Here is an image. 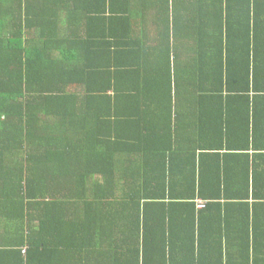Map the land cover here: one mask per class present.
Segmentation results:
<instances>
[{
	"label": "trees",
	"instance_id": "1",
	"mask_svg": "<svg viewBox=\"0 0 264 264\" xmlns=\"http://www.w3.org/2000/svg\"><path fill=\"white\" fill-rule=\"evenodd\" d=\"M0 264H264V0H0Z\"/></svg>",
	"mask_w": 264,
	"mask_h": 264
},
{
	"label": "built area",
	"instance_id": "2",
	"mask_svg": "<svg viewBox=\"0 0 264 264\" xmlns=\"http://www.w3.org/2000/svg\"><path fill=\"white\" fill-rule=\"evenodd\" d=\"M198 207L201 209V208H204L205 207V202L203 203V202H200L199 203V205H198Z\"/></svg>",
	"mask_w": 264,
	"mask_h": 264
},
{
	"label": "bare ground",
	"instance_id": "3",
	"mask_svg": "<svg viewBox=\"0 0 264 264\" xmlns=\"http://www.w3.org/2000/svg\"><path fill=\"white\" fill-rule=\"evenodd\" d=\"M228 99H230V98H228ZM234 99H235V98H234ZM230 100H231V99H230ZM230 100H229V101H230ZM213 120H214V119H213ZM208 121H209V120H208ZM211 122H212V121H211ZM209 124H210V123H209Z\"/></svg>",
	"mask_w": 264,
	"mask_h": 264
}]
</instances>
